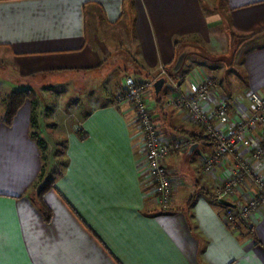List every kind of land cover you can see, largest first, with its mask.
Here are the masks:
<instances>
[{"label": "crops", "instance_id": "0c3cea01", "mask_svg": "<svg viewBox=\"0 0 264 264\" xmlns=\"http://www.w3.org/2000/svg\"><path fill=\"white\" fill-rule=\"evenodd\" d=\"M231 33L252 37L232 43ZM183 38L187 44L174 45ZM186 46L195 52L171 74L180 90L210 77L216 87L202 103L204 111L228 105L226 121L212 124L225 129L248 116L250 94L264 96V0H0V264H264V206L234 231L225 220L227 207L203 194L215 195L224 185L231 159L205 173L203 161L214 154V143L187 123L185 113L151 103L162 138L183 140L181 131L198 137L193 151L165 161L171 209L161 212L144 185L134 113L113 104L123 77L140 70L144 75L137 77L149 78L159 67L170 71ZM196 56L202 63L192 70H198L184 71ZM109 61L136 67L116 72L119 84L106 90L107 100L103 88L102 100H91L85 113L82 106L68 111L60 105L70 121L59 136L63 167L52 172V186L42 196L50 212L46 222L35 203L42 160L30 137V105L7 126L4 99L49 74L83 79L100 72L104 78ZM259 133L250 135L257 140ZM252 166L264 177V161ZM254 194L246 184L228 201L236 206Z\"/></svg>", "mask_w": 264, "mask_h": 264}, {"label": "built area", "instance_id": "2783aa9c", "mask_svg": "<svg viewBox=\"0 0 264 264\" xmlns=\"http://www.w3.org/2000/svg\"><path fill=\"white\" fill-rule=\"evenodd\" d=\"M160 77H165V83L169 85L172 93L165 106L185 113L190 122L202 131V137L214 143V154L203 161V171L209 173L224 158L231 159L232 170L224 185L216 191V198L228 201L229 197L237 195L246 184L255 188V194L247 196L245 201H238L235 210L227 209L226 223L234 231L238 230V223L248 222L264 206V177L253 172L252 166L253 162L264 161V96L251 93L252 112L234 125L218 129L212 123L214 120L221 123L226 121L227 103H220L212 114L205 112L202 105L216 87L212 78L204 76L194 80L188 91L182 92L178 84L170 79L172 76L167 68H159L158 78ZM158 78L124 77L123 92L116 96L115 101L119 105H127L134 113L144 148V185L151 190L156 206L169 211L172 177L166 169L165 161L170 156L189 149L191 143L187 140H165L161 137L147 102V94ZM254 129L260 132L257 140L250 135ZM245 153L248 154L247 157Z\"/></svg>", "mask_w": 264, "mask_h": 264}, {"label": "rangeland", "instance_id": "374dc122", "mask_svg": "<svg viewBox=\"0 0 264 264\" xmlns=\"http://www.w3.org/2000/svg\"><path fill=\"white\" fill-rule=\"evenodd\" d=\"M189 56H192V55H189ZM125 58L127 59V57ZM198 58L199 57L196 56V60L190 59L194 61L186 62L187 64L184 67V71L187 70V71L192 72V71L198 70L197 68L192 70L194 66L197 67V64L202 63V61L198 60ZM205 59H209V57ZM116 64H113L112 61L105 63L104 72H103L105 79L102 76H101L102 78L99 77L100 72L97 74H94L92 77L83 78V79L80 78L77 74L69 75L68 73L67 74L55 73V74L46 75L44 77L45 80L43 81L42 79H38V80L30 79L31 81L28 82L29 83L28 85H30L29 88H31L38 96V106L36 109L37 118L36 119H38V122H39V132L43 134L44 136L43 138L47 142V151L45 153L46 160L44 161V163L42 162L45 168V175H47L46 178L50 177L53 171L54 172L60 171L64 164V156L62 153L64 144L62 143L63 141L61 138H59V136H61V133L64 131L67 125V122L70 121V119H69L68 112H67V116L64 117V113L63 111H61L60 105L62 107H66V110L68 111L73 110L75 106H79V107L82 106L81 107L82 113H85V111L87 110V105L91 103V100L94 101L95 104L99 103L100 100H102V97L100 95L102 93L103 88H104L103 91L105 90L104 95L106 99L107 94H109V92H107L106 90H110L112 88L115 89L117 87L116 84H119L118 83L119 78H117L118 74L116 72H118V70H121L124 64H122L121 62H119V64L117 65ZM124 66L126 67L130 66L134 68L135 65H131V63L127 61V64ZM159 68L156 70V72L152 73L151 75H148V77L158 78ZM131 75L136 77L137 79H140V77H137L133 74ZM199 75L203 76L202 72H199ZM160 78H165V77H160ZM170 79H172V77H170ZM55 82L59 83L60 85L58 84L56 86L51 87L48 84V83L53 84ZM174 82L177 83L176 81ZM166 86L167 84L165 83L164 88H162L163 90L160 95L162 104H160L159 108L161 109L162 107H164L165 108L164 111L167 110L165 112H168V113H171V112L173 113L174 111L177 112V110L165 106V102L167 101L169 96L172 95L170 89L165 90ZM122 90H123V87L121 90H119L116 93V95L114 94V98L118 96L119 94H121L123 92ZM147 100H148L147 102H148L150 113L152 114V107L150 104L154 103L153 105L158 107L155 101L153 88L152 90L148 92ZM27 103L29 104V102ZM186 121L187 123H189V125H193V123L190 122L187 116H186ZM56 127H58V129L54 130ZM189 129H191V127H189ZM165 140H170V139H165ZM183 140L190 141L189 139H187V137L183 138ZM186 151H181L180 153H183ZM143 168L144 167L142 166V169Z\"/></svg>", "mask_w": 264, "mask_h": 264}, {"label": "trees", "instance_id": "16d2710c", "mask_svg": "<svg viewBox=\"0 0 264 264\" xmlns=\"http://www.w3.org/2000/svg\"><path fill=\"white\" fill-rule=\"evenodd\" d=\"M234 35L235 34H233V33H231L229 35L232 39V43L236 42L238 40L245 41V40L252 37V35L247 36V37H236ZM187 43H188V39L183 38V39H180L178 41H175L174 45L177 46V45H182V44H187ZM143 75L144 74L140 70L138 71V73H136V76H143ZM43 80H45V79L43 78ZM161 93H162V91H161ZM161 93L159 94V97L155 99L158 107H160V104H162V100L160 98ZM26 102H29V105L31 108V111H30V128H31L32 132H30V137L32 140L35 141V144L38 146V148L41 152V160L44 163V161L46 160L45 153L47 151V142L45 141L44 138L40 137L39 122H38V119H36L37 118L36 109L38 106L37 94L31 88H22V89L15 90V91L11 92L4 99V112L2 115V119H3V122L5 125L10 126L13 122L12 119H14L17 112L20 110L21 106H23ZM113 104L117 105L116 101H114ZM181 133H184L188 139L193 141V145H195L197 143V141H198L197 135H194L193 133H190L188 131H181ZM77 134L83 138V135L80 131H77ZM39 181L41 182V187L38 189V191L36 193L35 203L38 204V206H40V211L42 212L43 217L47 222L50 219L49 218L50 212L48 211V209L46 207L47 205L44 204L42 196L46 191H48L51 188L52 179H51V177L46 178L45 168H44L43 164H42V169H41L40 176H39ZM203 194H205L207 197H209V199L213 200L214 202H218V199L212 193L204 190ZM194 197H195V195L191 196V198L188 199L189 203H191L193 201ZM159 210L161 212H168V211L163 210L161 208H159Z\"/></svg>", "mask_w": 264, "mask_h": 264}, {"label": "water", "instance_id": "95a60500", "mask_svg": "<svg viewBox=\"0 0 264 264\" xmlns=\"http://www.w3.org/2000/svg\"><path fill=\"white\" fill-rule=\"evenodd\" d=\"M193 49L194 48H192V47L190 48V46H186L179 52V54L177 55L176 62L170 70L171 74H176L179 71V69L182 65V62L184 61V58L186 57V55L189 53L195 52V50H193ZM164 86H165V79L164 78H159L153 83L152 88H153L155 99L159 97V94L163 90L162 88H164ZM195 147H196V145L190 146V148L188 150L193 151L192 149H194ZM218 204L225 206L227 208H232L234 210L236 207L235 204H233V203H231L225 199H219Z\"/></svg>", "mask_w": 264, "mask_h": 264}]
</instances>
